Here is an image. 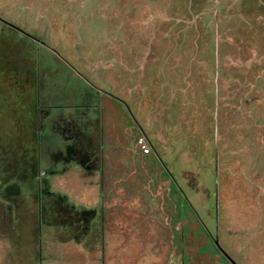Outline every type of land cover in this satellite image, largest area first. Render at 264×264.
I'll list each match as a JSON object with an SVG mask.
<instances>
[{
    "label": "rangeland",
    "instance_id": "obj_1",
    "mask_svg": "<svg viewBox=\"0 0 264 264\" xmlns=\"http://www.w3.org/2000/svg\"><path fill=\"white\" fill-rule=\"evenodd\" d=\"M0 19V264H264V0Z\"/></svg>",
    "mask_w": 264,
    "mask_h": 264
},
{
    "label": "trees",
    "instance_id": "obj_2",
    "mask_svg": "<svg viewBox=\"0 0 264 264\" xmlns=\"http://www.w3.org/2000/svg\"><path fill=\"white\" fill-rule=\"evenodd\" d=\"M0 59H1V56H0ZM4 171L7 172V173L9 172V171L7 170V168H6ZM9 175H12V176L15 175V170L12 169V171H11V173H9ZM18 176H19L22 180H24V179L27 180V178H30V177H31V169H30V172H29V175H28V174H26V172H25V168H23L22 171L20 170ZM11 190H12L13 195H15V196L18 195V186H17V185H14V186L12 187V189L9 190L8 193H10Z\"/></svg>",
    "mask_w": 264,
    "mask_h": 264
},
{
    "label": "water",
    "instance_id": "obj_3",
    "mask_svg": "<svg viewBox=\"0 0 264 264\" xmlns=\"http://www.w3.org/2000/svg\"><path fill=\"white\" fill-rule=\"evenodd\" d=\"M1 20V19H0ZM8 25H10L11 27H13L14 29H16V30H18L19 32H21V33H23V34H25V35H27L25 32H23L21 29H19L18 27H16V26H14V25H12V24H9V23H7ZM28 36V35H27ZM214 244H215V246L217 247V249L221 252V254L231 263V264H236L235 263V261L232 259V258H230L228 255H227V253L220 247V245H219V243H218V241H217V239H215V241H214Z\"/></svg>",
    "mask_w": 264,
    "mask_h": 264
},
{
    "label": "flooded vegetation",
    "instance_id": "obj_4",
    "mask_svg": "<svg viewBox=\"0 0 264 264\" xmlns=\"http://www.w3.org/2000/svg\"><path fill=\"white\" fill-rule=\"evenodd\" d=\"M0 23H1L2 25H4V26L8 27V28H11V29H13V30L19 32L18 30L14 29V28L11 27L10 25H8V24H7L8 22H5V21H3V20H0ZM9 24H10V23H9ZM19 33H21V32H19ZM22 34H23V33H22ZM24 35H25V34H24Z\"/></svg>",
    "mask_w": 264,
    "mask_h": 264
}]
</instances>
